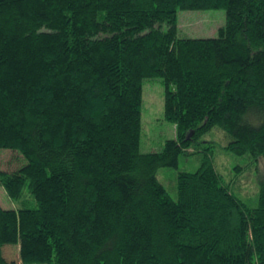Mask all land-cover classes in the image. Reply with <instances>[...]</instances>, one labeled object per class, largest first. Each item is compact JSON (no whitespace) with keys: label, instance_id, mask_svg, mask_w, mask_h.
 I'll list each match as a JSON object with an SVG mask.
<instances>
[{"label":"trees","instance_id":"trees-1","mask_svg":"<svg viewBox=\"0 0 264 264\" xmlns=\"http://www.w3.org/2000/svg\"><path fill=\"white\" fill-rule=\"evenodd\" d=\"M204 8L217 34L180 37L177 10ZM152 77L175 134L141 151ZM0 148L21 160L0 264L18 243L23 264H264V0H0ZM191 155L171 196L157 170Z\"/></svg>","mask_w":264,"mask_h":264},{"label":"rangeland","instance_id":"rangeland-1","mask_svg":"<svg viewBox=\"0 0 264 264\" xmlns=\"http://www.w3.org/2000/svg\"><path fill=\"white\" fill-rule=\"evenodd\" d=\"M177 32L180 37H205L215 36L217 28L224 24L225 15L222 8L204 9H179L176 14ZM142 131L140 136V150L150 151L161 149L164 140L173 137L175 134L174 124L163 118V85L160 77L144 78L142 82V105H141ZM217 134V135H215ZM215 136L219 139L217 132L208 135L207 138ZM219 136V137H218ZM220 142V141H219ZM215 151V165L218 170L227 178H232V165L236 159L230 152L223 151L220 147ZM19 154L16 151L0 148V168L11 170L20 164ZM200 156L191 155L189 157L180 156L177 167H160L157 170V177L165 185L171 196H175V181L178 170H194L199 164ZM235 188L242 196L253 194L254 179L250 176L237 177ZM253 177V176H252ZM254 202V199H253ZM0 204L4 207H14L15 202L10 201L0 186ZM14 257L16 264H23L26 259L18 243L14 247ZM32 259V257H31ZM37 257L32 260L37 263Z\"/></svg>","mask_w":264,"mask_h":264}]
</instances>
